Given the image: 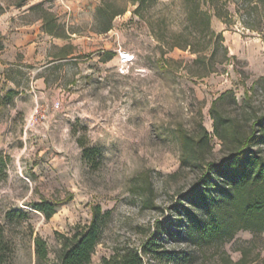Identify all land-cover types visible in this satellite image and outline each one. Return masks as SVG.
Segmentation results:
<instances>
[{
    "label": "rangeland",
    "instance_id": "374dc122",
    "mask_svg": "<svg viewBox=\"0 0 264 264\" xmlns=\"http://www.w3.org/2000/svg\"><path fill=\"white\" fill-rule=\"evenodd\" d=\"M120 49L134 55L123 70ZM214 106L240 123L264 113V0H0L2 264H55L95 204L109 215L89 264H119L171 217L160 249L178 260L149 252L144 264H264V231L198 247L175 217L196 173L181 164V134L205 127L207 158L227 147ZM40 199L57 203L50 217L32 207Z\"/></svg>",
    "mask_w": 264,
    "mask_h": 264
},
{
    "label": "trees",
    "instance_id": "16d2710c",
    "mask_svg": "<svg viewBox=\"0 0 264 264\" xmlns=\"http://www.w3.org/2000/svg\"><path fill=\"white\" fill-rule=\"evenodd\" d=\"M134 1L138 2L139 8L145 3V0ZM103 12H106L105 7H98L97 13L102 15ZM121 12L105 13L106 23L102 31L110 29L112 19ZM200 13L208 17L210 14L206 9H201ZM204 24L205 30L209 29V22ZM56 27L59 25L55 21L43 17V29L46 32L60 36ZM217 36L223 37L221 32ZM212 110L215 111L214 133L227 142V147L222 150L221 156L207 158L205 147L209 145L210 133L205 127L202 126L198 135L189 132L181 134V164L193 167L196 173L173 205L175 217L182 218L186 239L198 247L231 239L242 229L253 235L264 231V113H254L246 123H240L236 118L220 112L216 106ZM79 144L83 147V157L92 158L94 148L84 147L81 141ZM5 164L6 157L0 151V173ZM56 204L40 199L33 202L32 207L50 217L56 211ZM108 215L109 211H103L99 204L93 205L90 221L79 226L62 241L55 264H89ZM175 222V218L171 217L158 223L156 232L142 244L140 251L126 248L113 255V258L119 264H144L143 254L150 252L158 260L176 262L179 253L160 249L159 242L163 233L165 236L173 234L171 226ZM35 244L38 257L44 256V241L36 238ZM3 254L0 245V264L5 260ZM103 261L108 260L103 258Z\"/></svg>",
    "mask_w": 264,
    "mask_h": 264
},
{
    "label": "built area",
    "instance_id": "2783aa9c",
    "mask_svg": "<svg viewBox=\"0 0 264 264\" xmlns=\"http://www.w3.org/2000/svg\"><path fill=\"white\" fill-rule=\"evenodd\" d=\"M134 55L126 49H120L118 51V66L120 70H123L124 67L133 59Z\"/></svg>",
    "mask_w": 264,
    "mask_h": 264
}]
</instances>
